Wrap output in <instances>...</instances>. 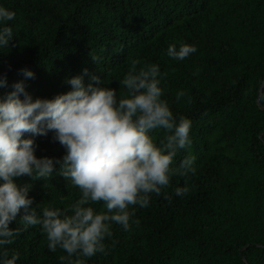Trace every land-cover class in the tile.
<instances>
[{"label":"trees","instance_id":"1","mask_svg":"<svg viewBox=\"0 0 264 264\" xmlns=\"http://www.w3.org/2000/svg\"><path fill=\"white\" fill-rule=\"evenodd\" d=\"M15 11L9 48L0 49V74L8 87L25 80L33 98L70 90L66 78L87 69L117 95L120 81L135 68L160 67L162 99L177 118L191 122V145L178 151L171 167L195 157L194 172L173 175L160 195L138 205L125 231L109 222L105 250L85 264H264V0H0ZM195 44L183 61L167 55L170 44ZM95 58V62L92 58ZM87 79V77L85 78ZM184 96L177 101L176 94ZM29 134H25L28 136ZM159 144L164 129L150 133ZM36 155L62 159L64 148L37 136ZM47 179L15 178L31 184L37 211L55 207L71 215L81 198L78 186L56 171ZM189 192L176 196L175 188ZM104 213L103 201L89 202ZM23 209L10 227L19 229L9 255L17 264H61L67 253L48 248L41 226L25 225ZM74 255L71 259L75 260ZM66 264V262H65Z\"/></svg>","mask_w":264,"mask_h":264},{"label":"clouds","instance_id":"2","mask_svg":"<svg viewBox=\"0 0 264 264\" xmlns=\"http://www.w3.org/2000/svg\"><path fill=\"white\" fill-rule=\"evenodd\" d=\"M16 13L0 5V49L9 48L14 37L7 21ZM197 51L195 44H170L167 55L183 61ZM95 62V58H92ZM24 80L15 82L12 90L0 95V264H17L19 254L6 249L19 229L10 227L21 217L25 228L40 225L46 233L48 248L64 250L61 264H85L103 252V241L112 235L110 221L127 231L138 205L146 208L150 194L160 195L173 175L187 176L194 172L195 157L187 156L173 168L181 149L191 145L190 120L173 115L168 102L162 99L160 67L147 64L133 68L120 81L126 94L117 95L100 75L80 74L66 78L70 90L52 98L33 96L26 90L25 80L34 79L28 68L21 70ZM87 77V79H85ZM7 74H0V88H7ZM178 91L176 99L184 96ZM164 129L166 136L159 144L150 133ZM65 150L62 159L38 157L37 136H47ZM25 134H29L25 136ZM56 170L82 191V196L67 211L44 207L29 195L31 184L19 185L15 178H45ZM189 192L187 183L176 187L175 195ZM103 201L106 212H95L89 202ZM77 258L71 259L73 256Z\"/></svg>","mask_w":264,"mask_h":264}]
</instances>
